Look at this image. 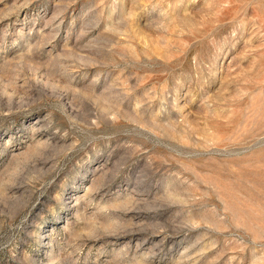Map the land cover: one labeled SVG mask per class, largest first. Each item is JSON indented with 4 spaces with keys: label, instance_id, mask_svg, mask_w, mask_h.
Listing matches in <instances>:
<instances>
[{
    "label": "rangeland",
    "instance_id": "374dc122",
    "mask_svg": "<svg viewBox=\"0 0 264 264\" xmlns=\"http://www.w3.org/2000/svg\"><path fill=\"white\" fill-rule=\"evenodd\" d=\"M0 264H264V0H0Z\"/></svg>",
    "mask_w": 264,
    "mask_h": 264
}]
</instances>
